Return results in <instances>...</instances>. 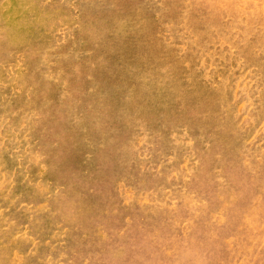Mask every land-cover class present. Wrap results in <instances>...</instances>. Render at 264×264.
Wrapping results in <instances>:
<instances>
[{"label": "rangeland", "instance_id": "374dc122", "mask_svg": "<svg viewBox=\"0 0 264 264\" xmlns=\"http://www.w3.org/2000/svg\"><path fill=\"white\" fill-rule=\"evenodd\" d=\"M0 264H264V0H0Z\"/></svg>", "mask_w": 264, "mask_h": 264}]
</instances>
